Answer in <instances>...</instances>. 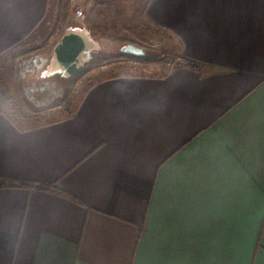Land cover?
<instances>
[{
	"label": "crops",
	"instance_id": "0c3cea01",
	"mask_svg": "<svg viewBox=\"0 0 264 264\" xmlns=\"http://www.w3.org/2000/svg\"><path fill=\"white\" fill-rule=\"evenodd\" d=\"M52 0H0V57ZM179 45L159 76L89 88L37 126L0 111V264H264V0H150ZM91 37L88 28H68Z\"/></svg>",
	"mask_w": 264,
	"mask_h": 264
},
{
	"label": "rangeland",
	"instance_id": "374dc122",
	"mask_svg": "<svg viewBox=\"0 0 264 264\" xmlns=\"http://www.w3.org/2000/svg\"><path fill=\"white\" fill-rule=\"evenodd\" d=\"M150 0H52L44 24L0 57V111L26 125L73 113L95 83L126 75L159 76L178 66L179 45L146 17ZM68 28H88L96 45L75 75H45ZM127 45L143 56L122 52ZM92 55V56H91Z\"/></svg>",
	"mask_w": 264,
	"mask_h": 264
},
{
	"label": "water",
	"instance_id": "95a60500",
	"mask_svg": "<svg viewBox=\"0 0 264 264\" xmlns=\"http://www.w3.org/2000/svg\"><path fill=\"white\" fill-rule=\"evenodd\" d=\"M88 40L78 32L63 35L54 48V60L69 75H75L82 69L81 56L88 50ZM122 52L129 55L143 56L144 51L136 46L127 45Z\"/></svg>",
	"mask_w": 264,
	"mask_h": 264
},
{
	"label": "trees",
	"instance_id": "16d2710c",
	"mask_svg": "<svg viewBox=\"0 0 264 264\" xmlns=\"http://www.w3.org/2000/svg\"><path fill=\"white\" fill-rule=\"evenodd\" d=\"M178 65H185L189 66L193 69L198 70L199 66L197 63L189 61L184 58H180L178 61ZM0 188H17V189H26V190H38L53 193L67 199H70L74 202H77L75 197H73L68 192L60 189L54 184L50 183H43V182H35V181H25V180H7V179H0Z\"/></svg>",
	"mask_w": 264,
	"mask_h": 264
},
{
	"label": "bare ground",
	"instance_id": "6f19581e",
	"mask_svg": "<svg viewBox=\"0 0 264 264\" xmlns=\"http://www.w3.org/2000/svg\"><path fill=\"white\" fill-rule=\"evenodd\" d=\"M87 40H88V50L82 54L81 56V61L82 63H85L87 59L90 58V51L94 50V46L96 45L88 36H87ZM92 56V55H91ZM54 62L49 66L48 70L45 71V75H51V74H56V73H63L66 75V73L64 72V70L57 64V62L55 60H53Z\"/></svg>",
	"mask_w": 264,
	"mask_h": 264
}]
</instances>
